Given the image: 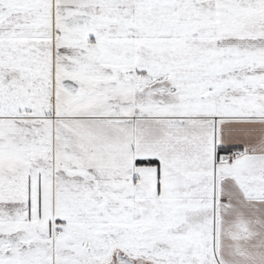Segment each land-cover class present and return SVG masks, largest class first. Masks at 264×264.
Masks as SVG:
<instances>
[{
    "label": "snow or ice",
    "instance_id": "obj_1",
    "mask_svg": "<svg viewBox=\"0 0 264 264\" xmlns=\"http://www.w3.org/2000/svg\"><path fill=\"white\" fill-rule=\"evenodd\" d=\"M0 264H264V0H0Z\"/></svg>",
    "mask_w": 264,
    "mask_h": 264
}]
</instances>
